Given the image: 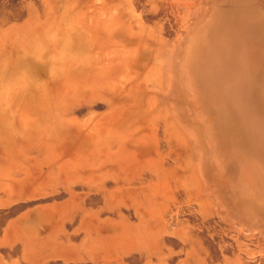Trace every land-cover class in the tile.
I'll use <instances>...</instances> for the list:
<instances>
[{"label":"rangeland","instance_id":"obj_1","mask_svg":"<svg viewBox=\"0 0 264 264\" xmlns=\"http://www.w3.org/2000/svg\"><path fill=\"white\" fill-rule=\"evenodd\" d=\"M0 19V179L139 201L105 211L155 215L152 259L208 264L215 234L221 264H264V0H0ZM83 159L127 168L71 182Z\"/></svg>","mask_w":264,"mask_h":264},{"label":"crops","instance_id":"obj_2","mask_svg":"<svg viewBox=\"0 0 264 264\" xmlns=\"http://www.w3.org/2000/svg\"><path fill=\"white\" fill-rule=\"evenodd\" d=\"M83 160L79 170L69 172L71 182L99 188L114 168H127L109 166L106 170L102 163ZM21 161L11 169L29 171L39 159ZM9 171L6 163L1 172ZM0 187L13 188L0 198V264H170L168 258L150 256L159 246L162 250L163 243L151 233L150 220L155 215L149 209L139 213L105 211V203L113 206L137 200L112 192L105 202L95 191L82 188L57 196L39 180L26 178L0 179ZM152 200L145 196L141 202ZM165 251L168 256V244Z\"/></svg>","mask_w":264,"mask_h":264},{"label":"flooded vegetation","instance_id":"obj_3","mask_svg":"<svg viewBox=\"0 0 264 264\" xmlns=\"http://www.w3.org/2000/svg\"><path fill=\"white\" fill-rule=\"evenodd\" d=\"M90 93H91V96L89 98H94L95 96H97V94H94L93 91L90 92ZM89 100H95V99H89ZM160 220H163V217H160ZM151 229H152L151 230V233L153 235H155V233H156L155 230L156 229H155L154 224H152ZM209 237H210L209 238V241H210L212 258L210 259V261L208 262V264H221V261L223 260L222 258L225 257V256H228V255L226 253L224 254V253L221 252V245L218 244L217 240L215 239V234H213V236H209ZM181 250H185V247L184 246H180L178 248V251H181ZM227 250H229V249H226V251ZM217 256H219V258H221L220 262L218 260H216V257ZM178 261L183 262V260H178Z\"/></svg>","mask_w":264,"mask_h":264},{"label":"bare ground","instance_id":"obj_4","mask_svg":"<svg viewBox=\"0 0 264 264\" xmlns=\"http://www.w3.org/2000/svg\"><path fill=\"white\" fill-rule=\"evenodd\" d=\"M14 15V14H13ZM17 16V15H16ZM0 20H2V19H0ZM0 23H2V22H0ZM111 64H114L115 65V63H114V60H112L111 59V61H110V64L109 65H111ZM98 65H99V63H98ZM105 74H108L109 76H114V78L116 77V76H118V74L120 73V70H119V68H117V65H115V67H113V71H110V72H104ZM91 75H94V77H97L98 75L99 76H102L103 75V73H102V68H100V66H98L97 67V69L95 70V72L94 73H91L90 74V76ZM96 97V96H95ZM100 98V97H99ZM93 99V98H92ZM101 99H104V98H101ZM155 230V229H154Z\"/></svg>","mask_w":264,"mask_h":264}]
</instances>
